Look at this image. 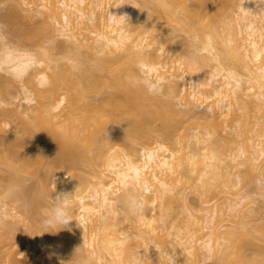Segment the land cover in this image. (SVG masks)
I'll return each mask as SVG.
<instances>
[{"label":"bare ground","instance_id":"1","mask_svg":"<svg viewBox=\"0 0 264 264\" xmlns=\"http://www.w3.org/2000/svg\"><path fill=\"white\" fill-rule=\"evenodd\" d=\"M148 1V6H145L146 4L142 6L144 2L141 6H137L136 0H18L19 4L15 5L13 10H18L22 6L20 8L26 9L27 12L31 10L35 14L36 12L43 14V18H48L50 21L45 20L48 23L46 22L42 26L43 29L39 28V30L42 29L41 32L45 31L48 38L50 36L54 39L59 35L64 39L67 38L69 40L67 43L71 42L73 48L78 51L87 49V53L92 54V56L89 55L93 58H89V60H93V62H90L88 66L84 63L89 61L88 54L87 60L77 59V62L74 63L79 66L80 70L75 72L71 67L72 62L59 65L58 61L50 62L52 58L47 57L43 61V66L34 72L35 76L32 74L29 77L32 87L23 86L25 92L23 98L29 103H32L36 98L35 101L39 103L37 102V105L34 106L22 105L23 108H20V105L12 99L11 86L15 82L0 76V166H6V169L10 170L9 176H11H8L9 179L6 180H9L10 187L13 185L17 189V186L14 185L23 184L27 175H35L38 159H41L42 156L44 158L45 154L52 151L57 154V158L51 160L48 171L53 173L56 171L57 163L64 161L63 159H70L72 162L75 160L84 161L92 165L95 159L105 158L103 162L106 168L96 170L92 179L94 181L85 180L90 184L83 182L85 183L83 187L82 182H78L77 184L82 185V188L79 186L81 190L78 189L77 192L75 191V188H78L75 187L76 184L75 188H72L73 190L62 187L60 191V194L72 195L70 204L74 220L70 222L67 229L61 230L60 234L59 231L57 232L61 238L58 234L57 236L65 246L67 250L65 251L69 250V253H73L72 255L82 243L94 247H91L90 250L92 248L93 251L104 252L105 250L110 255V257L106 255L105 257L101 255L103 253L88 250L92 253L91 255L98 254L94 255L95 258L92 257L95 261L89 257L95 264H123L124 261H129L130 257L131 264H137L141 253V261L144 257L143 254L145 256L147 254V258L151 259L152 264H244L247 257L245 259L243 254L238 253L239 250L236 251V249V252L233 251V254L231 253L229 256V253L225 254L224 250L220 251V247L219 249L218 246L215 248L214 241L218 243L220 239V230L218 229L220 226L218 228L217 226L225 219L224 215L230 216L231 214L229 215L228 212L232 213V211L233 215L239 213L243 215L242 217L246 214L249 215L255 209L256 200L264 197V172H262L264 170L259 168V161L264 156V146H262L264 140L257 141L254 137L260 134L259 130L264 133V121L256 122L257 124L252 123L251 126L245 115H241L248 123L245 124L244 119L240 117L243 120L239 119L244 123L241 125L242 129L232 126L233 119L238 121L234 117L232 108L234 103H239L240 107L244 108L252 106L253 108H251L257 112L261 111V119L264 118V11H262L264 4H260L264 0L240 1V17L236 22L224 28V32L220 35L221 39L218 41L220 47H217L219 48L216 47V41L213 42V39L216 38L214 29H211L214 28L212 26L214 18L212 17L213 19L210 21L208 20L211 18L209 16L208 21H203L202 19H206L205 16L202 19L201 16L198 17L203 14L204 11L201 12L203 8L207 9L204 6L212 0H198L202 3V9L199 7L200 14L197 12V19L194 20L189 15H182L184 17L179 15L178 11L183 9L181 7L178 10L181 6L179 4L181 2L187 4V0H151L155 4L152 10L148 8L150 6V1ZM190 9L186 6L182 11L186 14ZM12 11L11 13H15ZM159 11L168 21L187 27L195 35H201L205 29L210 30L208 40L201 47L195 48L197 54L190 57V59L192 58L190 61H198L201 63L200 65H204L209 60H215L206 78H202L196 72L195 65L191 63L184 64L180 60H174L175 65H168V61L164 60L166 58L161 59L162 56L165 57L163 46H156L148 50L147 48L152 45V42L145 43L140 34H134L133 31L137 28L136 23L139 21L143 22L145 32L150 28L157 31L164 30L165 26L161 23ZM183 12L181 13L183 14ZM18 15L16 16L18 17ZM133 25H136V28ZM21 28H15L14 32L22 40L35 37L40 33L36 28V30ZM173 35L172 32L167 34L169 39H167V43L171 41L170 38ZM55 40L51 42V45L53 43L52 47L55 45ZM201 50H204L205 53L200 54ZM228 56L235 58L240 63L243 73H239L235 68L227 65ZM53 62L57 63V66L54 65L57 69L55 67L52 69L51 63L53 64ZM137 64L140 65L144 74L152 77V81H163L164 90L169 96L168 99L163 100L165 102L158 100L155 96L156 99L154 95H149L143 88L135 85L134 82L143 76L139 73V69H136ZM58 68L60 71H57ZM47 69H52L54 72L51 71L52 74H49ZM90 91H96L101 96L98 103L90 99L92 97L89 94ZM179 93L182 94V97ZM177 94L181 97H179V101L184 98L185 108L183 110H177L174 106L173 99ZM63 105L66 108V111L63 109L65 114L62 111H57ZM197 110L206 114L207 120H202L205 130H202L203 133L200 136V130L195 129L191 135L193 140H190L185 146L180 144L182 145L179 147L181 149L177 147L179 151L171 150L158 141L155 146L144 150L142 160H134L126 152L112 153L107 150L112 148L110 141L120 140L119 134L115 130L113 131V126H111L112 132L107 128L110 130L109 136L106 137L102 134V129L110 127L112 122L118 124L122 138L135 140L138 137H146L147 125L150 126L151 121L157 118L161 121L163 137L171 140L172 136L174 137L172 131L177 130L175 128L180 127L184 121L181 116L187 114V116L189 115L187 118L194 119ZM54 111L60 112L61 115ZM244 114L247 115V112ZM202 115L201 117L204 116ZM59 117L60 119H58ZM196 118L193 120L194 124L196 121H200ZM255 125L261 127L257 129V133H259L253 135L251 132L249 135L250 131L255 130L254 128L251 130ZM249 126L251 127L249 128ZM262 133L260 135L264 136ZM235 141L237 145L236 143L231 145L235 150L231 148L232 152L229 151V156L226 153L223 154L224 150L225 152L227 148L229 150L231 142ZM227 145L228 147H226ZM108 146L110 148H107ZM104 149L108 151V157L105 156ZM243 164L248 166V179H252L250 176L252 170L259 169L258 191L250 189L239 197L237 191L228 192L231 194L230 197H226L228 211H226L227 214L225 211L223 212L221 219L213 221L218 217L213 214L214 210H207L210 208H206L207 211L204 212L206 214L200 213L201 215L196 214L201 210L203 212L205 208H200L201 210L196 214L191 211L190 214H187L188 216L186 215L189 219L188 222L181 225L171 221L172 218L169 219L172 201L174 205L175 200L177 201V198L183 194V186L180 185L181 183L179 184V181H182L179 177L180 173H187L188 178H190L189 171L196 173L195 178L198 181V186L206 187V189L202 188L204 189L202 191L201 187H198L203 194L207 193L209 188L216 190L217 186L215 187V185L229 189L238 187L242 180L240 172ZM42 178L40 179L42 180ZM214 183L216 184L214 185ZM7 185L2 186L5 188L0 187V191L1 188L5 190ZM9 186L7 189H10ZM21 189L19 192L23 193L26 199L29 195L34 194L30 197V200L34 201L37 198L41 200L40 195L37 197V191L43 193L47 190V186L44 182L39 181L36 185L24 187V192H22L23 187ZM126 190L138 192L143 198V208L149 207L150 209L149 212L143 209L139 215H130L131 218L129 216L128 219L131 220L135 217V223L130 225L134 230L131 232L121 231L122 228L120 230L119 221L116 219V213L119 212V207L123 203V194ZM105 191L108 194L107 202L103 207H98L95 204V198L98 196V192ZM15 192L17 193L13 202L23 197L17 190ZM39 199L34 201L35 204L30 201L28 207L36 206ZM22 201L24 204L21 205V209L18 205L12 208L17 207L19 210L25 211L24 206L27 200L23 199ZM258 207L260 208V206ZM7 211L11 218L10 222L2 225L6 228L5 232L0 233V264H25V261L23 263L24 259L18 260L8 252L24 237L25 230L14 226L18 222V218L16 222L15 217L19 212L13 213L11 208ZM128 215L127 213L126 216ZM32 219L34 220V217ZM38 220L35 217L33 224L37 222L36 225H41L42 221ZM204 221L207 226L202 224ZM31 225L28 226L30 229ZM70 225H73L74 229H71ZM33 227L35 226L33 225ZM40 227L42 228V226ZM184 227L186 229L183 230ZM204 227L212 230L214 239L204 240L203 237L195 236L198 234L196 231L204 230ZM38 229L37 231H39ZM43 231H41V235ZM234 231H229V234L231 232L237 234L238 230ZM43 233L48 236L46 232ZM44 237L41 239L42 242L49 243V236L45 239ZM135 237L137 238L135 239ZM130 238L133 239L132 242H136V249L135 246H131L134 243L128 244ZM198 241L200 245H198ZM4 246H6L5 250L2 249ZM80 249L74 256H77L79 259L77 260L84 264L83 261L89 259H85V255H82L83 247ZM132 249L136 250L134 253L139 251L138 255L129 251ZM106 252L104 253L106 254ZM218 252L225 255L223 256L221 253L220 256ZM18 253L20 254V251ZM133 254L138 260L132 259ZM82 263L80 262V264ZM140 263L143 264L139 261Z\"/></svg>","mask_w":264,"mask_h":264},{"label":"rangeland","instance_id":"2","mask_svg":"<svg viewBox=\"0 0 264 264\" xmlns=\"http://www.w3.org/2000/svg\"><path fill=\"white\" fill-rule=\"evenodd\" d=\"M144 1L145 0H136L137 6H141V4ZM147 1L144 2L142 6H144V4H146L145 6H148ZM149 1L148 2L150 3V6L148 8L152 10L154 8L153 6L155 4L152 3L151 0H149ZM240 1L241 0H212V2H209L210 4L208 3L209 5L207 4L204 6L207 9L204 10V8H203V10H201V12L204 11L203 12L204 15L202 14L203 15L202 16L199 12L200 11L199 9L202 7L201 6L202 3L198 0H187L186 1L187 4H184L185 2L184 3L181 2L183 5L181 3L179 4L181 6L178 8V10L181 9V7L183 9H181L179 11L177 10V11L179 12V15H181V17H184L182 15H189V17H191L193 20L197 19L198 13L200 14L198 17L201 16V19L204 18V16L206 17V19L205 18L202 19L203 21L207 20L209 18V16L211 17L208 19L210 21L214 18L213 23L215 25L213 24L212 26L214 28H211V29L212 30L214 29L213 32H215L214 34H216V38L213 39V42L216 41L215 42L216 47L217 46L220 47V43L218 41L221 39L220 35H222V33L224 32V28L230 26L231 23L236 22L237 18L240 17V14H241L240 6H239ZM17 4H19L18 0L17 1L16 0H0V26H3V28L7 31V33L9 34V36L12 40H14L15 42H17L18 44H20L24 47L43 50L46 53V56L48 55L47 57H50V59L51 58L53 59V60L51 59L50 62L56 60V61H58L59 65L65 64L67 62H69V64H71V62L72 63L77 62V59H79V60L80 59H86L87 60V58H86V56L88 54L87 49L82 50V51H78L77 49H74L73 48L74 46H72V43L70 42L71 45H70V43H67V42H69V40L67 38H65V39H67V41H65L63 36H60L59 34H56V35H59V36H56L58 38L55 37L53 39L50 36L48 38V36H47L48 34L46 35L45 31L41 32L40 30L43 29L42 26H44L47 22V21L45 22V20H48V21H50V20L48 18L47 19L43 18V14L40 13L41 14L40 15L36 11H35L36 12V14H35L33 11L28 10V12H30V13H28L26 11V9L23 10L22 8H20L22 6H20L18 10H13L15 5H17ZM183 6L184 7L187 6V7H189V9L191 8L190 11H192L194 14H190V13H192L190 11L189 12L185 11V12L189 13V14H187V13L185 14L182 11V10H184ZM206 6H208V7H206ZM12 10L15 13H18L20 16L18 14L11 13ZM185 10H186V8H185ZM180 11L183 12V14ZM159 14H160V18L162 21L161 23H163V25L165 26L164 30L157 31L154 28H150L147 30V32H145L143 22L139 21L136 23L137 28H136V25H133L136 28V29L134 28L135 29L133 31L134 34L135 33L140 34V36L144 38L145 43L152 42V45L149 48H147L148 50L153 49L156 46H163V49L165 50V55H164L165 57L162 56L161 59L166 58L164 60L168 61L167 62L168 65L169 64L175 65L174 60H180L184 64L191 63V64L195 65L196 72H198L202 76V78H206L207 75L209 74V71L212 69V65L215 63V60H209L206 63H204V65H200L201 63H199L198 61H195V60L190 61V60H192V58L190 59V57H191V52H192L193 48L201 47L208 40V38H209L208 35H209L210 30L205 29L201 33V35H195L193 32H191L189 29H187V27L185 28V27L178 25L177 23L168 21L163 16L161 11H159ZM8 15H10V16L12 15V16L10 17ZM16 15H18V17ZM29 16H32L33 18L29 17ZM8 17H10L12 19H10ZM44 17H45V15H44ZM15 28L16 29L17 28L18 29L30 28L31 30L37 29V31L40 33L35 31L38 33V34L36 33L37 37L35 35H33L35 37H31L29 39L22 40L18 36V34L16 32H14ZM39 28H42V29L39 30ZM170 32H172V34H174V35H173V37L170 38V40L172 42L170 41L169 42L170 44H169V43H167V39H168L167 34ZM50 38H51V40H50ZM52 40L53 41L55 40L54 47H52L53 43L51 45ZM219 47H217V48H219ZM80 49H82V48H80ZM69 53H71V54H69ZM199 53L203 54V53H205V51L201 50V51H199ZM90 55L92 56V54H90ZM90 55H89V57L87 56L88 60H89V58L93 59ZM90 62H93V60L92 61H90V60L85 61L84 63L86 64V66H88V64ZM55 64H54V62H53V64L51 63V65H53L52 69H54V67L57 66V63H55ZM59 65H58V67H59ZM227 65L229 67L235 68V70L237 72L243 73V68L241 67L240 63L235 58H233L231 56L227 57ZM137 68L139 69V71H140L139 73H141V75H143V76L146 75L143 73L142 69H140L141 68L140 65L137 64L136 69ZM52 69L51 70L47 69V71L49 70L48 71L49 74L51 73V71L54 72V70H52ZM55 69H57V68L55 67ZM57 71H60V69L58 68ZM33 75H34V73H33ZM24 85H26L29 88L32 87L31 83L29 82V78L26 79L22 84L15 83L13 86H11L12 94H13L12 99L14 100V102L16 104L20 105V108H23L22 105L34 106L38 102V101L37 102L35 101V100H37L36 98L33 99L34 101L32 103L27 102V100L23 98L25 96V92L23 91ZM36 87L39 88V86H37V85H36ZM61 91H63V90H61ZM165 91L166 90H164V96L163 97L158 96V95H154V97L156 96L158 98V100H162V101L168 99L169 96L167 95V93ZM89 94H91L92 97L90 99H92L93 102L98 103L99 100L101 99V96L98 93H96V91L95 92L90 91ZM179 94L175 95V97L173 99L174 100V106L176 107L177 110H183L185 108L183 105L184 104V101H183L184 98H183V100L181 99L182 101H179V99L182 97V94H180L181 97ZM247 98H249V97H247ZM247 98H245V99H247ZM163 102H165V101H163ZM251 107L247 106L244 108V107H240L239 103H234L232 108H233V112L235 114L234 117H236L238 119V121L233 119L232 126L234 125L239 129L242 124L244 125V123L247 124L249 122L251 125L252 123L255 124L256 122L261 123L262 121H264V118L261 119V114H262L261 111L257 112V110H254V109H252L253 107L252 108ZM63 109H65V111H66V108L64 107V105L59 107L57 109V111H62V113H63V112H65ZM57 111H54V112L60 114V112H57ZM244 111L247 112V115L244 114V113H246ZM199 112H201V111H198L196 113L195 117H197L196 119H199L200 120L199 122L202 123V120H207L205 117L206 114H204L203 112H201V114H199ZM63 114H65V113H63ZM60 115H58V116H60ZM201 115L204 118L201 117ZM241 115H245V118H246V120L248 119L247 120L248 122L245 120V118H243L244 116H241ZM188 116H187V114L181 116V118L184 119V121L180 124V127L178 126L177 128H175V129H177V130H174L175 132L172 131V133L174 134V137L172 136L171 140H168V139L163 137V134L161 131L162 130L161 129V121H160V119H157V118H155V119H153V121H151L150 124L152 126L151 125L150 126L147 125L148 127L145 126V127H147L146 128V131H147L146 137H143V138L138 137V139L136 138L135 140H133V139L128 140V139L122 138L120 130L118 128V124L116 122H112L110 127L113 126V131L115 130V132H117L119 134L120 140L118 139L119 141H117V142L116 141H110V145H112L111 146L112 148H110L108 146L107 148H110V149H107V150L109 152H112V153L117 152V151L118 152H126L131 156L132 159L142 160L144 150H146L150 146H155L157 141H158V142H162L163 144H165V146H167L171 150L179 151L177 149V147L179 148V147H182V145H184V146L188 145V142H190V140H193L191 135L195 132V129L196 130L198 129V131L200 130V136H201V133H203V131L205 130L204 129L205 125L203 123H202L203 126L198 121H196L197 123L195 122V124H194L193 120H195V117H194V119H190V118H187ZM228 116H230V115H228ZM60 117L62 118L63 116H60ZM60 117L58 119H60ZM240 117H242L244 119V123H243V121H241L243 119H241ZM204 122L206 123V121H204ZM2 123L3 122H1V124ZM2 125H4V124H2ZM191 126H193V127H191ZM251 126H249V128ZM110 127L108 126V127H106V129L105 128L102 129V131H103L102 134L105 135L106 137H107V135L108 136L110 135V133L108 134V132H110V130H108L107 128L111 129V132H112V127L111 128ZM244 128H245V126H244ZM246 128H248V127H246ZM253 128L255 130L250 131V133H248L249 135L251 134V132L253 133V135H255V133L258 134L259 132H260V134L262 133L260 130L257 133V131H258L257 129L258 128L260 129L261 127H258L257 125H255V127L253 126L251 128V130ZM6 129L8 130L9 128L7 127ZM241 129H242V127H241ZM260 134H258L259 136L258 135L254 136L255 139H257V141L258 140H261V141L264 140V136H262ZM262 134H264V133H262ZM238 139L241 140L240 137H238ZM262 142H264V141H262ZM232 143L233 144L236 143V145H237L236 141L231 142V144L229 142V144H230L229 150H228V148L226 149L224 147L226 149V152L224 150L223 154H225V153L227 155L230 154L229 151L232 148L231 147ZM180 144H182V145H180ZM262 144H264V143H262ZM262 146H264V145H262ZM226 147H228V145ZM233 147H234V145H233ZM186 148H184V149H186ZM105 149H104V151H105ZM179 149H181V148H179ZM232 150H235V149L232 148ZM108 151H105L106 152L105 156L107 155V157L109 155V154H107ZM52 152L48 153L47 155L45 154L44 158L42 156L41 159H38V161L36 162L37 163L36 164V174L35 175L34 174L27 175V178H25V180L23 182L24 186L21 183L22 187H23L22 192H24V187L26 188V187L32 186L34 184L36 185L39 183V181L44 182V184L47 186V190H45V192L47 191L46 193L44 191H43V193H41V191L40 192L37 191V193H38L37 197H39V195H40L41 200L39 198H37V200L39 199L40 201H38L39 203H37L36 206L33 205L34 206L33 208H32V206H29L30 207L29 208L28 204L30 201L31 202L33 201V200H30L31 199L30 197L34 196V194L32 196L27 195L29 198L27 197V199H26V196L23 195V193L19 192V190H22L21 184H18L20 186L14 185V186H17V189H16V187H13V185L11 186L12 187L11 188L9 186V183H8L9 180H6V179H9V177L11 176V175L9 176L10 170H7L6 166H3V165L0 166V187H2L3 185L6 186L8 184L5 190H8L7 189L8 186L10 189L15 188L14 190L15 191L17 190L18 193L21 194V197L23 195L22 198L25 199V201L29 200L28 203H26L27 201L25 202V204H26L25 205L26 207L24 206L25 211L24 210L21 211L17 207L12 208V207L18 205V207H20V209H21L22 208L21 205L23 206V204H24V203H22L23 202L22 198H20L21 200L19 199L18 201L16 200L15 202H13L14 199H12L6 205L7 209H9V208L13 209V211H12L13 213L19 212V213H17L18 216L15 217L16 222H17V218H18V222L14 226L21 229V230H25L24 237L21 240H19L17 244L12 246L8 252L12 253V256L18 260L24 259L23 263L26 262L27 264H61L62 261L64 262V264H68V262L73 257V255H72L73 253L72 254L69 253L70 252L69 250H68V252H66L67 250H66L65 246L62 245V243L59 239V238H61V236L59 235L60 231H59V234L57 232L55 234L47 232V231H50V229H48L44 225H42V222H41V225L40 224L36 225L37 222L35 224H33V221H35V217L37 218V220L38 219H40L41 221L43 220L44 216L47 213L48 206L51 202L50 197L55 199V197L60 194L62 187H65L67 189L68 188L74 189L75 187H78V188H75L76 189L75 191L77 192L78 189H80L79 188L80 185L77 184L78 182H82L83 187H84L85 183H83V182H86L88 184L89 181L93 179V175L95 174V172H97L96 170L106 168V165L103 162V159L105 161V158L95 159L94 163L92 165H90L89 163L84 162V161L82 162L79 160L78 161L75 160L74 162H72V160H70V159H63L64 161H61L60 163L58 162L57 163L58 165L56 164L57 165V167L55 166L56 171L54 170L55 172L53 173L52 171H48V168L52 162L51 160L52 159L54 160L57 158L56 157L57 154L54 151H52ZM230 152H232V151H230ZM104 153L101 155L103 156ZM177 153H179V152H177ZM225 157H227V156H225ZM260 160L261 161H259V168L261 167L262 168L261 170H264V156H262V158ZM244 165L245 164H243V166L241 167L240 174H241L242 180H240L241 182H239L238 187L229 189V188L224 187V186L218 187L219 185H215L216 183H214L215 187L217 186V189L214 187V189H216V190H211V188H209L210 187V185H209L208 192L203 193V194H201V191L204 190L202 188L206 189V187L198 186V184H197L198 181L195 178L196 173H194V172L192 173L191 171H189L190 178H188L189 176H187L188 175L187 173H184V174L180 173L179 177L181 178L182 181L181 182L179 181V184L181 183L180 185L183 186V189H182L183 194H181V197L179 196L177 198V201L175 200L174 205H173V201H172V205H171L172 209L170 210L171 215H169L170 216L169 219L172 218V220L171 219L170 220L178 223L179 225L184 224V223L188 222V220H189L187 217L188 216L187 214H190L191 211H192V213L196 214L199 210H201L200 208H205V209L203 212H201L202 211L201 210L196 215H199L200 213L206 214V213H204L206 208H210L207 210H211V209H212V211L214 210L213 214L217 215L216 217H218L213 221L216 222L218 219H221L223 212L228 211V208H227L228 200L226 197L231 196V194H229V193L237 191L238 192L237 196L239 197L241 194L246 193L250 189H254V190L258 191L257 190V184H258L259 169H256V170L254 169V171L252 170V175L250 174L252 179L250 178L251 179L250 180L247 178V177H249L247 175L248 174L247 172L249 170V169L247 170L248 166H244ZM57 171L60 174H58ZM182 171L184 172L183 169H182ZM182 171H180V172H182ZM262 172H264V171H262ZM253 176H254V178H253ZM41 177H43L42 180L40 179ZM54 179H55V181H54ZM85 180H89V181H85ZM248 180H250V181H248ZM92 181H94V180H92ZM75 184H76V186L74 187ZM200 184H202V183H200ZM198 187L199 188L201 187V189H200L201 191L199 190ZM2 188H5V187H2ZM2 188H1V191L4 192L5 190L4 189L2 190ZM212 188H213V186H212ZM1 191H0V193H1ZM16 193L17 192H15V194ZM39 193H41V194H39ZM24 196H25V198H24ZM255 197L259 198L258 196H255ZM14 198H15V196H14ZM16 198L18 199V197H16ZM35 198H36V195H35ZM33 199H34V197H33ZM259 199H257L258 202L256 200V205L254 206V208H255L254 211L250 212L249 215L246 214V216L244 215V217H242L243 215H240V213L238 215L237 214L233 215V211H232V213L228 212V214L229 215L231 214V215L230 216L224 215L223 217L225 219H223V221H221L217 226V228L220 226L218 228L220 230V235H219L220 239L218 240V243L214 241L215 248H217V246H218V249H219V247H220L221 248L220 251L224 250L225 254L229 253V256H231L230 255L231 253L233 254V251L236 252L239 250L238 253L243 254L245 256V259L247 257L246 263H244V264H254V262L256 260L257 261L255 264H264V197H261ZM37 200H34V201H37ZM34 201L32 204L36 203V202L34 203ZM121 205H120V207L118 206L119 212L116 213V215H117L116 219L119 221L118 224H119L120 230L122 228L121 231L125 230L127 232H131L133 230L132 229L133 226L130 227V225L131 224L133 225L135 223V221H134L135 217L132 216V217H134V218H132V220L128 219L130 214L124 208L123 203ZM258 206H260V208ZM27 207H28V209H27ZM144 210L145 211L148 210V212H149L150 209L148 207L147 209H144ZM127 213L129 214L128 216H126ZM195 214H193V215H195ZM226 214H227V212H226ZM32 217H34V220L32 219ZM130 218H131V216H130ZM190 219H191V217H190ZM13 220H14V218H13ZM40 220H38V221H40ZM213 221L211 222V224L214 223ZM240 221H241V223H242V221H243V223H245V222L246 223L244 225H242L243 223L241 224ZM38 223H40V222H38ZM204 223H205V221L202 224H204ZM30 225L33 228V230H32V228L30 229V227H28ZM33 225L35 227H33ZM204 225L207 226V224H204ZM40 226H42V228ZM36 227L43 229L44 231L40 230ZM35 228H36V231L34 230ZM29 229L32 230L33 232L30 231ZM37 229L39 231H37ZM71 229H74L73 225L71 226ZM184 229H186V227H184L183 230ZM5 230H6V228L4 226H0V233L5 232ZM233 230H235V231L238 230L237 234L235 231H234L235 233L231 232L229 234V231H233ZM41 231L46 232L48 234V236H49L48 242L49 243H46V241H45V244H44L42 242L41 239L44 236L45 237H48V236L43 232L41 235ZM52 231H55V229H52ZM71 231L73 232V230H71ZM125 231H123V232H125ZM199 231H202V232H199ZM197 232H198V234H195L196 237L197 236H199V238L203 237L202 239H204V240L208 239V238L214 239V234L212 233V230L209 228L204 227V230L200 229V230H197L196 233ZM200 233H201V235H200ZM57 234L60 236L59 238H58ZM67 234H65V235H67ZM45 237H44V239H45ZM136 238L137 237H135V239ZM97 239H98V237H97ZM130 239H129L130 242H128L129 240L127 241L128 244L129 243L133 244L134 243V242H132L133 239L132 238H130ZM46 240H47V238H46ZM135 243L131 246H133V247L135 246V249H136L137 247H136ZM81 244L82 243H80V247H83V254L82 255H85V257H86V258L85 257H83V258L89 259V257H91V258L94 257V255L96 253H93V255H91L92 253L89 252V251H93L92 249L94 247L91 246L93 248L90 250L91 247L89 245L86 246V244L85 245L82 244L83 245L82 246ZM95 244H96V242H95ZM97 244H98V242H97ZM198 245H200L199 241H198ZM84 246H85V248H84ZM94 246H96V245H94ZM123 246H125V245H123ZM97 247H98V245H97ZM133 247H130V248H133ZM86 248H88V249H86ZM2 249L5 250L6 246H4ZM81 249H79V250H81ZM134 250L132 249L129 251L130 252L133 251V253H134L136 251V250L135 251ZM138 250H139V248H138ZM19 251H20V254L18 253ZM95 251H98V250H95ZM95 251H93V252H95ZM217 251H219V250H217ZM104 252H106V251L104 250ZM104 252H101V250L98 251V253H103L101 255H103V256L106 255V256L110 257L108 252H106V254ZM138 252L139 251H137V253ZM137 253H134V254H137ZM221 253L222 252L219 253L220 256L222 254H223V256L225 255L224 253H222V254ZM244 253L247 255H245ZM134 254L132 256H134ZM82 255H81V257H82ZM96 255H98V254H96ZM234 255L236 256V253H234ZM237 255H239V254H237ZM141 256H142V253L139 256L140 262H142L143 264H152L151 259L149 260L148 259L149 257L147 258V254H146V256L143 254L144 257H143L142 261H141V258H142ZM244 256H242V257H244ZM130 258H129V261L126 260V261H124L123 264H131ZM133 258H136V257L134 256V257H132V259ZM77 259H78V257L74 256L72 261H70V264H78L79 259L78 260ZM85 259H83V260H85ZM89 260H85L86 264L88 262H90L92 264L95 261L93 258H92V260H94L93 262H91V260L90 261ZM136 260H138V259L136 258ZM85 261H83V262H85ZM139 261H137L138 262L137 264H139ZM80 262L82 263V261H80ZM96 264H99V263H96Z\"/></svg>","mask_w":264,"mask_h":264},{"label":"clouds","instance_id":"3","mask_svg":"<svg viewBox=\"0 0 264 264\" xmlns=\"http://www.w3.org/2000/svg\"><path fill=\"white\" fill-rule=\"evenodd\" d=\"M260 4H264V2ZM196 54L197 51L193 48L191 55L194 56ZM46 58V53L43 50L28 48L18 44L10 38L3 26H0V76L6 77L17 84H22L37 69L43 66V61ZM71 67L75 72L80 70L79 66L75 63ZM134 83L136 86L143 88L149 95L164 96L163 81H152L145 75L138 78ZM107 195L106 191L98 192V196L95 198V204L98 207H103L107 202ZM14 196V189H8L0 193V226L10 222L6 205ZM71 199L72 195L63 194L57 195L55 199L50 197L51 202L42 220L43 225L50 229L47 232L55 234L58 231L65 230L70 222L74 220L71 211ZM122 202L124 208L130 215H139L143 210V198L136 191L126 190L123 194ZM52 229H55V231H52ZM79 249L80 247L75 250L74 255ZM70 261L68 264H70ZM61 264H64V262L62 261ZM78 264H80L79 261Z\"/></svg>","mask_w":264,"mask_h":264}]
</instances>
